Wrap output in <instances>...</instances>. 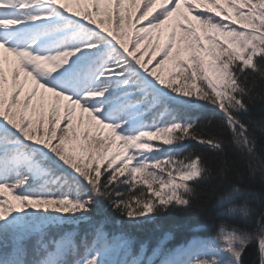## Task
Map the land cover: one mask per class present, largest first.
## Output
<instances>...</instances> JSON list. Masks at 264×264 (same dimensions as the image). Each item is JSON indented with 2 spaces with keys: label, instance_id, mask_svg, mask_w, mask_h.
Here are the masks:
<instances>
[{
  "label": "snow or ice",
  "instance_id": "6c2138e0",
  "mask_svg": "<svg viewBox=\"0 0 264 264\" xmlns=\"http://www.w3.org/2000/svg\"><path fill=\"white\" fill-rule=\"evenodd\" d=\"M0 264H264V0H0Z\"/></svg>",
  "mask_w": 264,
  "mask_h": 264
},
{
  "label": "trees",
  "instance_id": "16d2710c",
  "mask_svg": "<svg viewBox=\"0 0 264 264\" xmlns=\"http://www.w3.org/2000/svg\"><path fill=\"white\" fill-rule=\"evenodd\" d=\"M73 10H77L75 5H73ZM203 223V218L198 217L193 212L187 216L177 218L171 225L165 221H157L153 224L144 226L142 229L134 231L132 234L136 237L138 242H147L148 254H151L152 248L155 247L156 240L162 236L164 231L171 230L172 232V238L167 241L165 245L167 248H174L179 244L184 243L186 240L191 239L193 236L209 237L214 235L212 231L203 227L199 230L193 231L196 225H201ZM157 225H161V227H157Z\"/></svg>",
  "mask_w": 264,
  "mask_h": 264
},
{
  "label": "rangeland",
  "instance_id": "374dc122",
  "mask_svg": "<svg viewBox=\"0 0 264 264\" xmlns=\"http://www.w3.org/2000/svg\"><path fill=\"white\" fill-rule=\"evenodd\" d=\"M201 238H207V237H201Z\"/></svg>",
  "mask_w": 264,
  "mask_h": 264
}]
</instances>
